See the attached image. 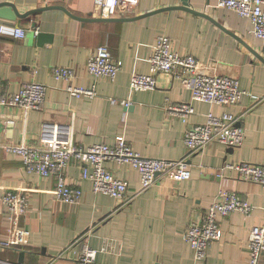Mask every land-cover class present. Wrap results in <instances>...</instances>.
Returning a JSON list of instances; mask_svg holds the SVG:
<instances>
[{"label":"crops","instance_id":"crops-1","mask_svg":"<svg viewBox=\"0 0 264 264\" xmlns=\"http://www.w3.org/2000/svg\"><path fill=\"white\" fill-rule=\"evenodd\" d=\"M183 1L206 16L174 9L127 22L81 23L61 10L49 9L14 21L0 18V23L18 25L26 31L23 38L0 36V91L13 93L29 82L47 86L38 110L0 106V198L7 190L27 198L24 214L8 213L0 201V242L11 240L18 229L28 232V242L20 248L0 247V264H76L80 245L59 254L92 227L86 241L97 251V264H245L249 230L262 218V188L239 179L227 165L264 163V99L253 105L247 94L264 96V64L252 53L264 58V41L254 36L249 19L215 7L217 0H138L131 16ZM0 2L12 3L20 13L62 6L76 16H101L93 0ZM35 30L51 34L52 41L37 45ZM161 34L170 39L172 50L192 54L210 72L238 78L245 92L239 103L218 106L193 101L194 113L184 124L165 108L166 103L178 104L190 98L189 90L177 79L159 74L154 90L132 93L130 77L148 72L146 59ZM100 45L108 46L121 62L113 80L95 78L86 69L87 58ZM54 66L70 67L74 76L56 79L51 73ZM68 85H94L96 96H72L66 90ZM122 101L128 105L123 106ZM208 112L242 114V144L230 149L209 143L190 156V178L158 180L122 208L117 207L118 200L94 194L90 182L80 179L81 165L73 160L63 170L65 181L78 187L82 195L73 204L60 202L53 193L54 176L27 172L17 154L2 148L9 143L34 145L45 124H56L71 130L78 146L111 144L125 138L141 156L176 160L186 154V126L204 122ZM9 119L14 121L11 127L4 124ZM105 166L128 182V192L139 188L138 174L130 166L113 162ZM220 191L235 192L253 210L247 216L234 212L219 219L221 238L208 246L203 260H197L183 234L190 221L201 220ZM20 251L22 263L18 262ZM258 264H264V253Z\"/></svg>","mask_w":264,"mask_h":264},{"label":"built area","instance_id":"built-area-1","mask_svg":"<svg viewBox=\"0 0 264 264\" xmlns=\"http://www.w3.org/2000/svg\"><path fill=\"white\" fill-rule=\"evenodd\" d=\"M99 14L103 17H123L132 15L138 0H93ZM215 7L226 8L241 18H247L252 24L255 37L264 41V0H217ZM37 34V30L34 32ZM26 31L23 27L9 23H0V36L7 38H23ZM148 72L133 73L130 77L129 89L132 93L154 90L157 86L156 76L166 74L177 79L190 92L188 101L178 104L166 103L165 108L187 123L194 113L193 101H202L218 106H234L239 103L245 93L236 77L227 74L210 72L192 54L180 53L171 48L170 39L166 35L155 38L152 51L147 57ZM86 69L93 77H107L113 80L121 69V62L115 59L108 46L100 45L86 60ZM51 73L56 79L70 80L74 70L67 66H54ZM47 86L37 82H29L19 86L16 92L0 91V106L19 107L24 110L41 108ZM67 92L72 96H96L94 85L90 88L68 85ZM253 99V105L261 102L264 96L247 93ZM112 102L116 100L112 99ZM127 106L126 101H122ZM242 114L208 112L204 122L186 126L183 143L186 154L176 160L144 157L133 150L125 138H118L111 144L98 143L91 146H78L73 141L71 130L56 124H45L34 145L9 143L2 146L7 152L17 154L21 158L24 169L40 177H55L54 197L56 200L73 204L81 198L82 192L65 181L63 170L70 161L81 165L80 179L91 184L94 194H105L118 200V208L128 205L135 197L153 186L158 180L171 178L184 181L190 178L189 158L201 152L209 143L217 142L227 148L239 147L244 139V129L239 125ZM6 126H13V120H6ZM106 162L116 165H127L133 168L139 177V188L129 191L126 180L116 176L105 166ZM236 171L239 179L258 184L262 188V218L258 225L252 226L248 234V255L245 264H258L260 255L264 253V163L237 162L227 165ZM8 213L24 214L27 198L23 193L12 190L5 191L1 198ZM116 208V209H118ZM253 206L235 192L220 191L216 199L208 205L200 221H190L183 237L192 246L197 260H203L208 246L219 240L222 231L218 220L231 213L238 212L249 215ZM77 236L62 252L74 245H80L76 264H97V251L87 244L88 233ZM28 242V232L18 229L13 238L1 241V248H20Z\"/></svg>","mask_w":264,"mask_h":264},{"label":"water","instance_id":"water-1","mask_svg":"<svg viewBox=\"0 0 264 264\" xmlns=\"http://www.w3.org/2000/svg\"><path fill=\"white\" fill-rule=\"evenodd\" d=\"M49 9L61 10L65 14L70 16L71 18H73V19H75L81 23H84V22H127V21L137 20V19L143 18L145 16H149V15H152V14H155L158 12L167 11V10H174V9L182 10V11L189 12V13L199 15V16H206L202 12L193 10L188 5V3L186 1H183L182 3H180L178 5L157 8L155 10L146 12L144 14L137 15V16H131V17H103V16L96 17V16H92V13H89L86 17H80V16L73 15L72 13L67 11L65 8H63L62 6H44V7H39V8L31 9V10H28L26 12L20 13L12 3L0 2V18L4 19V20L14 21L16 19H23V18L28 17L31 14H34V13H37L40 11H44V10H49ZM32 28H35L34 24H32ZM235 37H237V36H235ZM35 40H36L37 45H41L42 43H45V42H51L52 36H51V34H47L44 32H37V34L35 36ZM252 53L255 55V57L260 62H262L264 64V58L262 56L254 53V52H252ZM230 149H233V148H230ZM22 260H23V251H20L18 254V262L22 263Z\"/></svg>","mask_w":264,"mask_h":264},{"label":"rangeland","instance_id":"rangeland-1","mask_svg":"<svg viewBox=\"0 0 264 264\" xmlns=\"http://www.w3.org/2000/svg\"><path fill=\"white\" fill-rule=\"evenodd\" d=\"M137 2H138V1H137ZM136 4H137V3H136ZM136 4H135V6H136ZM135 6H134V7H135ZM122 17H123V16H122ZM129 17H130V16H129Z\"/></svg>","mask_w":264,"mask_h":264}]
</instances>
